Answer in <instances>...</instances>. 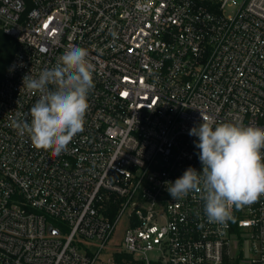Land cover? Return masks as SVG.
Masks as SVG:
<instances>
[{"label": "built area", "instance_id": "2783aa9c", "mask_svg": "<svg viewBox=\"0 0 264 264\" xmlns=\"http://www.w3.org/2000/svg\"><path fill=\"white\" fill-rule=\"evenodd\" d=\"M0 23L18 41L0 82V264H95L120 225L106 264H264V195L209 223L201 192L166 183L202 170V116L264 128V0H0ZM72 46L94 88L56 155L13 122L39 98L23 77Z\"/></svg>", "mask_w": 264, "mask_h": 264}, {"label": "clouds", "instance_id": "9594fccd", "mask_svg": "<svg viewBox=\"0 0 264 264\" xmlns=\"http://www.w3.org/2000/svg\"><path fill=\"white\" fill-rule=\"evenodd\" d=\"M88 55L87 49L72 46L38 77H23V88L38 93L39 98L29 110L30 122L14 121L13 127L36 149L60 155L73 137L84 131L95 71ZM189 135L197 138L194 144L202 170L189 167L174 182H166L169 195L182 199L191 191L201 192L209 223L234 220L233 207L240 210L264 195V128L215 124L202 116V122L192 127Z\"/></svg>", "mask_w": 264, "mask_h": 264}, {"label": "trees", "instance_id": "16d2710c", "mask_svg": "<svg viewBox=\"0 0 264 264\" xmlns=\"http://www.w3.org/2000/svg\"><path fill=\"white\" fill-rule=\"evenodd\" d=\"M30 8V4H29ZM18 49V41L16 38L5 32L0 23V82L2 81L6 70ZM123 259L128 261L132 260V257L128 254H117V261L121 262Z\"/></svg>", "mask_w": 264, "mask_h": 264}, {"label": "rangeland", "instance_id": "374dc122", "mask_svg": "<svg viewBox=\"0 0 264 264\" xmlns=\"http://www.w3.org/2000/svg\"><path fill=\"white\" fill-rule=\"evenodd\" d=\"M237 1L241 2L242 0H237ZM122 230H123L122 225L118 226L116 233H114L113 238L104 247V250L98 256V259L96 260L95 264H106L108 259H112V257L114 256V252L121 243L123 236ZM93 245H95L96 248L100 246V244L98 243H93Z\"/></svg>", "mask_w": 264, "mask_h": 264}]
</instances>
